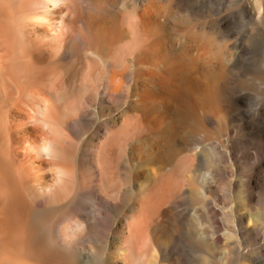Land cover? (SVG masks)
I'll return each instance as SVG.
<instances>
[{"label": "bare ground", "instance_id": "1", "mask_svg": "<svg viewBox=\"0 0 264 264\" xmlns=\"http://www.w3.org/2000/svg\"><path fill=\"white\" fill-rule=\"evenodd\" d=\"M217 2L0 0V264H264L237 249L264 219L239 212L264 181L246 169L263 166L264 98L215 120L217 37L258 22L246 1L218 22ZM219 126L244 130L219 156L244 169L236 227L198 163Z\"/></svg>", "mask_w": 264, "mask_h": 264}, {"label": "rangeland", "instance_id": "2", "mask_svg": "<svg viewBox=\"0 0 264 264\" xmlns=\"http://www.w3.org/2000/svg\"><path fill=\"white\" fill-rule=\"evenodd\" d=\"M241 1H246V2H248V3H250L252 5V7H253V11H252L253 21L252 22H256L257 21L258 23L257 24H252V23L248 24L247 25V30L248 31L245 34L241 35V36H240V34L242 32L239 33L238 30L234 29L233 31L235 33L232 30H229V31L226 32V34L224 33L223 36H218L217 37V39H218L217 40L218 48H220V46H223V47L221 48L222 53L219 56L220 59L216 62V64H217L216 70H217L218 74H222V77L220 76L221 78L218 79L219 87H221V88H220L219 94L217 96V104L219 106V112H217V115H216V119H215L216 122L218 120V117H220L222 114H224V113L228 114L227 112L230 111L231 108L234 109V107H232V106H233V100H234V96L235 95H242L246 91L247 93L252 94L254 96L253 97L254 99L259 100L261 98H264L263 97L264 96V79H263L264 78V44L262 46L258 45L260 43H264V22H263L264 21V0H255V1L254 0H240L239 2H241ZM251 1H253V2H251ZM218 2H217V5H216L215 14L213 16V17H215L217 19L218 22L221 19L220 17L225 16L226 14L229 16L230 13H233V11L237 12V10L239 9V6L237 5L239 2L237 0H224L221 3L218 0ZM226 2L227 3L230 2V3L227 4ZM262 5H263V7H262ZM226 9L229 12H225ZM219 15H220V17H219ZM202 17L205 18V14H201V16L198 19L199 20H203ZM231 17H232V14H231ZM248 26H250L251 29ZM256 27H257V29L261 30V33L256 37L254 43H250L249 37H248L249 36L248 33L250 32V30H252V29H254ZM239 37H240V39H239ZM219 42H220V46H219ZM224 42H225V44L227 42V44L224 45ZM239 45H243V46L245 45L244 46L245 50L240 48ZM225 48H227V49L231 48V49H229L230 53H229V50H227ZM226 53H228V54H226ZM234 54H235V56H234ZM230 56H232L231 57L232 59L230 58ZM238 56L239 57L240 56L243 57V59L245 61L247 60L246 61L247 64L245 65L247 67V69L244 68V66H242V64H240L239 61H237ZM221 61L223 62V64H222ZM238 71H240V72H238ZM244 74H245V76H244ZM258 79H259V81H258ZM262 84H263V87H262ZM256 85H258V86H256ZM262 88H263V90H262ZM252 102L254 103V101H252ZM252 102L251 101H249V102L240 101V104H241V106L245 107L247 110H250L251 109V105L253 104ZM226 129H222L219 126L215 130V132L213 133L211 139H209V140H200V142L196 145V149L197 150H200V149L208 150L209 149L207 155H209V153L213 154V155L211 154L213 157L212 156H207L206 154L205 155L204 154L201 155V158H200L201 160H199L198 163L204 164V166H205V163L206 164L208 163L209 173H207L206 176H207V178L213 180L212 185H213V187L215 189L214 197H215L217 205H218L217 208H218V210L220 212L219 215H218L219 221H221L220 218H222V211H224L226 213H230V214L232 213L231 215L233 217L235 216V219H231L230 221H227L228 223H226V225H232V226L236 227L237 226L236 214L238 213L239 209H240L239 212L242 215L246 214L247 218H248L247 214H249V212L251 210H252L251 213H253L255 211V213L256 212L257 213L260 212V214H262V212L264 211V195H263L264 194V184H263L264 183V181H263L264 178H262V181H263V182H261L262 184L261 183L255 184L254 182L252 183V186H253V191L252 192H253L255 198L256 197L257 198L254 199V201L250 204V206H248V207L247 206H239V209H238V206H237L238 203H237V200H236V198L238 199V197H237L238 196V192L236 191V188H235V182H237V180L239 178V175H241V173L244 172V169L241 168V167H238V159H239V157H238L239 155L238 154L235 155V154L231 153L229 157L227 156V155H229V153H227V152H229V145L227 144L228 141L226 139H228L229 136H231V135L234 138L239 137L243 133L244 130L241 129V131H239L238 134H233L234 131L231 130V132H230V128L229 127H227ZM233 129H235V128H233ZM214 143H215L216 147L214 146ZM222 152H226L227 155H225V157H219V156H221ZM262 152H263V158H264V151H262ZM243 154L244 153L242 151L241 155H243ZM250 164H251V166L253 165L254 168H256V166H257V162L252 157L250 159H248V163L246 164V167H247L246 169H248V168L252 169L250 171H254L253 173H254L255 176H258L257 174H259V173L264 175L263 174L264 173V171H263L264 170V159H263V162H262L263 166L260 167V168H257V170H253V168L250 166ZM216 167H217V169H215ZM221 187H222V189H221ZM216 190L219 191V192H217ZM189 208H190V210H192L191 207H189ZM245 208H246V210H245ZM237 209H238V211H237ZM260 209L261 210L263 209V210L261 211ZM263 215L264 214H262V216ZM246 217L244 218V223L248 225L249 219H247ZM258 220H257V224H255L256 226L254 225L253 227L255 229L259 230L258 236L260 234L261 235L259 236V238H258V236L252 238L251 242H249V245H247V246H245V245L243 246L242 245L239 248H237L241 253L247 254V253L250 252V250L255 249V248L257 249V248H259L261 246L264 249V219H262L261 216H260V217H258ZM172 222H173L172 229L176 230L178 228V225H177V223H175V221H172ZM248 226H251V222L249 223ZM180 235H179V239H181L182 242H185L184 237H183L184 234H182L181 236ZM236 240L240 241V240H242V237L238 235L236 237ZM253 242H255V243H253ZM245 257L244 258H239L238 262H240V260H241L245 264H256V263H254L255 261L251 257H247V258H245ZM248 258H251V259L249 260ZM245 259H246V261L249 260V262H245ZM231 264H234V263L232 262Z\"/></svg>", "mask_w": 264, "mask_h": 264}]
</instances>
